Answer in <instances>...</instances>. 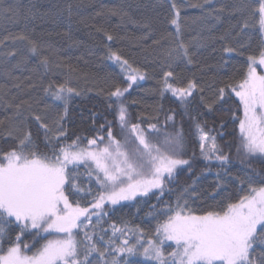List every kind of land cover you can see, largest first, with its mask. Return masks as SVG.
<instances>
[{
	"label": "snow or ice",
	"instance_id": "6c2138e0",
	"mask_svg": "<svg viewBox=\"0 0 264 264\" xmlns=\"http://www.w3.org/2000/svg\"><path fill=\"white\" fill-rule=\"evenodd\" d=\"M210 2L193 4L191 0H165L161 4L174 32L153 41L158 46L161 41L166 44L161 50V75L153 91L161 100L168 93L177 99L184 114L194 122L200 155L206 162H219L216 175L220 177L231 157L220 148L207 121L197 118L202 113L193 101L200 93L199 106L215 112L217 105H227L234 94L242 109V116L233 113L239 121L236 151L243 157L241 163L264 158V0H258V7H251L246 0H237L233 6L234 11L241 14L242 21H237L218 37L224 44L217 70L227 69L233 55H244L251 46V31L258 30L260 40L257 48L247 55L246 67L239 70V79L227 77L219 81L223 86L215 87V99L203 95L205 85L197 79L181 78L175 71L180 61L194 65L197 50L208 40L217 39L200 33L187 42L183 38L181 12L185 7L202 10L197 20H220L217 10L205 11ZM0 11L8 13L13 8L9 5ZM245 12L250 13L249 18H243ZM32 15L29 10L25 19ZM252 18H256L255 22ZM145 27L152 32L149 25ZM236 28L239 31L232 38L234 43H228ZM104 35L107 41L114 40L111 33L105 31ZM7 39L14 43L19 41L26 47V52L18 53L13 48L6 54L8 57L19 55L17 66L27 64L30 57H39L38 67L48 69L50 61L42 54V45L23 33L5 37ZM3 43L4 40H0V44ZM107 58L118 64L126 75L127 87L117 84L107 94L116 104L123 142L116 138L110 126L106 137L76 135L70 138L65 125L70 101L82 94L71 86V77L59 84L49 83L44 88L53 102L63 104L62 112L58 111L52 119L30 104L25 107V102L14 105L15 111L8 118L9 127L0 136L11 142L7 150L0 148V264H138L135 257H143L149 264H264V178L257 183L252 175H247L246 180L238 177L240 184L247 181L248 187L245 194L235 199L226 195L216 200L221 188L217 183L212 193L201 200L195 191L199 177L178 189L170 187L184 168L192 171L195 161L194 153L184 158L183 128L174 132L165 130L168 122L175 127L177 114L169 110L164 117L165 126H158V115L140 117L147 127L131 123L123 98L134 84L148 79L149 75L134 68L119 51L108 48ZM217 82L214 79L209 87ZM190 109L196 110L197 116H192ZM155 111L162 112L163 105H158ZM154 119L157 123L151 122ZM29 121L35 122L40 136L33 134ZM103 128L101 125L100 129ZM82 139H87L86 145ZM81 166L85 169L83 173L79 171ZM84 177L87 185L82 184ZM165 193H174L175 203L165 201L158 206ZM150 195L157 198V204H152L146 214L156 220L154 233L149 235L138 225L130 226L125 221L119 225L113 221L108 228L104 227L109 218L106 209L110 210V206ZM208 199L214 203L206 204ZM197 201L199 206L193 207ZM12 226L18 229L14 235ZM167 242L175 245L171 251H167Z\"/></svg>",
	"mask_w": 264,
	"mask_h": 264
},
{
	"label": "trees",
	"instance_id": "16d2710c",
	"mask_svg": "<svg viewBox=\"0 0 264 264\" xmlns=\"http://www.w3.org/2000/svg\"><path fill=\"white\" fill-rule=\"evenodd\" d=\"M203 2L204 0H191L193 4ZM236 2L237 0H211L210 4L205 6V11L217 10L216 14L220 16L219 21L195 19L203 14L199 8L185 7L181 12L184 17L183 38L186 42L197 33L204 37H217L215 40H208L204 47L197 50L194 65L180 61L175 68L181 78L194 77L199 83L205 85L203 95L206 98L215 99L213 95L215 87L223 86L219 81L227 77L239 79V70L246 67L247 55L259 44L258 30L251 31V46L244 55H233L227 69L217 70L224 44L218 37L231 29L237 21H242L241 14L233 9ZM246 2L251 7H258V0H246ZM164 3L165 0H0V9L9 5L13 8V11L8 13L0 11V40H4V43L0 44V121H3L0 123V136L7 131L8 118L15 111L16 104L25 102V107L30 104L41 114L46 112L49 119L54 118L58 111L62 112V102H53L51 97L45 94L44 88L49 83L59 84L71 77V86L76 87L82 94L74 96L70 101V113L65 121L70 138L74 139L76 135L82 138L106 137L110 126L116 138L123 142L116 104L114 99L107 98V94L113 91L117 84L122 88L127 87L126 75L122 73L118 64L107 58L108 48H111L119 51L134 68L146 71L149 75L148 79L138 81L125 93L123 100L128 109L130 122L142 123L143 127H147V123L142 122L140 117L158 115V126H165V115L169 114V110H174L177 114L175 127L172 122H168L165 130L174 132L182 127L186 140L184 158H190L193 153L195 154L192 171L189 172L187 168H184L179 172L175 182L169 186L178 189L199 177L195 191L201 200L212 193L217 183L221 184V188L218 190L220 195L216 196V200L226 195H231L235 199L238 195L245 194L248 184L246 181L244 185H241L240 179L246 180L247 175H252L258 183L261 178H264V158H252L241 163L243 157L237 154L239 121L235 119L233 113L236 116H242L238 98L233 94L227 105H217L215 112H208L199 106L200 93H197L193 101L202 113L197 118L201 122L207 121L208 128L214 130L212 134L216 136L218 145L231 157V162L221 170V176L217 177L216 171L220 169V164L217 161L206 162L200 155L193 120L184 114V110L171 93L166 94L161 100L153 91L157 88V80L161 75V50L166 46L164 41H161L160 46L153 44V41L174 32V27L167 22L164 9L161 8V4ZM69 5H71V14H69ZM34 6L39 7L43 16L35 18L29 16L26 20L25 17ZM220 9L223 11H219ZM249 15L250 13L245 12L243 18H249ZM252 19L255 22L256 18ZM145 25L152 28L151 33ZM97 29L104 31H97ZM105 31L114 36L113 41H107ZM237 31H239L238 28L232 30L228 43H234L232 38ZM21 33L42 45L41 52L50 61L47 70L44 67H38L39 57H30L27 64L17 66L19 55L16 57L6 55L13 48H16L18 53L26 52L25 45L19 41L14 43L11 39L5 40V37L18 36ZM224 58L228 59L227 56ZM70 69L73 71L70 72ZM214 79L218 82L213 87H209ZM161 104L163 111L157 113L155 109ZM9 105L13 107H8ZM46 105L49 107L46 108ZM109 105L112 106L109 107ZM228 107L231 111L227 110ZM191 115L197 116V111L191 110ZM106 121L110 122V125ZM151 122L157 123V120L154 119ZM222 122L223 127H221ZM101 125H104L102 130ZM29 126L35 136L41 135L35 122L29 121ZM10 143L0 139V148L7 150ZM82 143L86 145L87 139H82ZM205 168H210L211 171H204ZM79 171L83 173L84 167L81 166ZM224 171L227 175L223 174ZM238 177L240 179H237ZM82 184H88L86 177L82 179ZM93 187H95L94 183ZM241 188L244 191H241ZM165 201L174 204V193H165L158 206H162ZM199 203L197 201L193 207L199 206ZM213 203L211 199L206 200V204ZM152 204H157L156 195L138 197L132 201H122L119 205L110 206V210L106 209L109 211V218L104 227L108 228V224L113 221L118 225L125 221L130 226L138 225L151 235L154 233L156 220L146 214L150 211ZM12 227L14 235L18 229H15V226ZM168 245L171 247L166 246L167 251H171L175 246L171 242ZM134 259L138 261V264H149L143 257Z\"/></svg>",
	"mask_w": 264,
	"mask_h": 264
},
{
	"label": "rangeland",
	"instance_id": "374dc122",
	"mask_svg": "<svg viewBox=\"0 0 264 264\" xmlns=\"http://www.w3.org/2000/svg\"><path fill=\"white\" fill-rule=\"evenodd\" d=\"M31 12L33 13V15L31 16V18L42 17L43 16V13H41V10L39 9V7H36V6L32 7ZM257 70L258 71H261V69H259V68ZM105 142H107V141L105 140ZM101 146H103V145H101ZM168 243L169 242L166 243V246H168Z\"/></svg>",
	"mask_w": 264,
	"mask_h": 264
}]
</instances>
